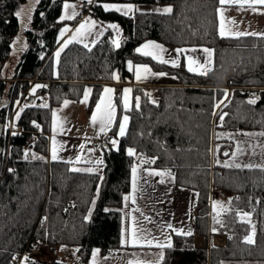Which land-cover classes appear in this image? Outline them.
<instances>
[{
  "label": "trees",
  "instance_id": "1",
  "mask_svg": "<svg viewBox=\"0 0 264 264\" xmlns=\"http://www.w3.org/2000/svg\"><path fill=\"white\" fill-rule=\"evenodd\" d=\"M26 2L0 0V264H21L36 245L50 251L75 247L82 262L94 250L106 256L127 248L122 245V210L135 167L170 173L175 187L196 195L191 235L171 233L170 246L162 248L158 264H264V168L222 166L234 148L232 132L264 131V37H221L219 0H41L30 28L24 30L23 15L15 13ZM64 2H81V15L116 23L122 35L119 48L106 30L90 48L68 44L54 68L61 29H73L81 18L78 14L60 20ZM104 3L169 6L173 11H142L128 17L105 11ZM18 36L25 39L26 48L19 53L12 78L4 81L2 64ZM145 41L171 49H212V71L194 74L136 54L135 47ZM129 62L174 75L180 86H132L127 110L121 107L120 96L115 98L116 116L104 141L116 137L123 112L129 119L117 148H103L101 174L72 171L74 166L89 165L47 161L52 109L65 100L79 102L90 87V111L103 85L132 82ZM35 77L55 83L43 90L48 106L17 109L27 82ZM252 99L255 104L248 103ZM17 110L15 124L24 135L9 137L5 125ZM31 137L33 143L27 144ZM129 149L134 155H128ZM212 191L230 197L229 208L219 219L222 224L210 218ZM237 213L252 216L253 246L240 242L251 227L239 222ZM209 233L234 237L235 243L208 246ZM196 237L204 239V247L194 246ZM23 264L38 263L29 258Z\"/></svg>",
  "mask_w": 264,
  "mask_h": 264
},
{
  "label": "rangeland",
  "instance_id": "2",
  "mask_svg": "<svg viewBox=\"0 0 264 264\" xmlns=\"http://www.w3.org/2000/svg\"><path fill=\"white\" fill-rule=\"evenodd\" d=\"M41 0H27L24 6L21 9V15L24 17V22L26 26L24 30L30 28V23L32 20V15L35 10H37V5ZM72 4L74 5V10L78 14L82 13V3L80 2H64L62 4V10L60 15V20H72V19H62L66 15V11L64 9V4ZM104 5H109L110 8L115 7H125L131 5L133 11L124 15L122 12H117L114 10H105ZM169 6H158V5H148V4H132V3H104L102 4V8L105 11H114L124 16L133 17L137 12H159L154 11L155 9H163ZM73 9H68L67 14L70 15ZM162 13V12H160ZM76 15V16H77ZM81 15V14H80ZM75 16V17H76ZM74 17V18H75ZM85 20L94 21L95 27L84 29V34L77 38L76 40H72L71 43H77L86 48H90L93 46L104 34L106 30H110L112 33V42L113 40H118L119 44L122 39L121 30L116 23H104L95 18H93L88 13L82 14L78 24L73 28H69L67 26L63 27L68 28L69 31L64 34L63 37L59 34L60 43L56 50L53 52V65L56 68L57 59L55 57V53L60 51L63 44L70 40L75 35L76 28L79 27L81 23ZM116 25V29L108 27V25ZM61 29V30H62ZM61 33V31H60ZM102 33V34H101ZM21 37H24V33L22 32ZM13 46L9 52L8 58L2 64V76L4 81H10L12 78V74L14 69L18 63L19 53L26 48L25 39L20 40V36L14 39ZM19 44L18 47L14 45ZM70 44V43H69ZM114 45V44H113ZM115 46V45H114ZM116 47V46H115ZM64 49V48H63ZM141 49V43L135 47V53L142 55L137 50ZM62 52V51H61ZM60 52V53H61ZM144 56V55H142ZM151 58L150 56H146ZM152 59V58H151ZM154 60V59H152ZM155 61V60H154ZM127 63V69L128 68ZM39 85L40 87H37ZM34 88H31L30 94H32L37 101L38 106L47 105V94L40 93L37 91L40 90L43 86L41 84H37ZM90 87L85 89L89 90ZM91 90V89H90ZM85 92L83 97L79 102L68 101V104L65 105L64 102L53 108L51 112V128L48 136V150L52 153L53 148L56 149V154L64 158V160H70L75 164L86 163L90 164L89 166L80 167L74 166L73 168L80 169V171L87 173H97L101 174L100 165L103 163V148L107 146L103 144H99L97 146H90L92 140H100V136L103 135V138L106 137L107 132L100 131L99 123L93 125L91 122L90 114L93 108L89 111L88 102L91 91L88 93V98L86 102H82L85 100ZM124 97L125 93H122L120 96V104L123 110H127L131 105V96H127L129 101V106L127 109L124 108ZM115 101V100H114ZM95 106V105H94ZM43 107V106H42ZM117 110V109H116ZM19 111L15 112L14 116L11 117L16 120V116ZM53 113L56 115L53 116ZM126 114L123 112L121 115L120 123L123 122V117ZM116 116V115H115ZM62 125V127H61ZM127 125V124H126ZM126 128V126H125ZM264 131H239L232 132L230 137L234 141V148L232 149L230 155L222 160V163L236 166L241 165L244 168L245 165H252L253 167H263L264 168V135H261ZM119 127L116 137L111 138V140L118 141L119 138ZM55 140V144L53 143ZM110 140V141H111ZM83 145V147H81ZM110 147L112 149L117 148V143L113 145L110 142ZM67 151V153L65 152ZM49 154L45 156V159H48ZM77 157H79V162H77ZM100 161V163H96ZM89 169L91 171H89ZM129 199L125 201V206L122 210L123 216V227H122V245L126 246L123 250H120L116 253L103 256L100 254L98 250H94L86 262H82L77 253V248L75 247H59L53 251L47 250L41 245H36L32 250V255H28V258H33L38 264H46L51 261L60 262L64 264H158L162 261L163 258V250L164 246L170 245L167 241H162L165 238V234L161 231L155 230L149 224L143 221L139 211L132 209L128 204ZM211 207L213 216L218 220L229 208L230 197L227 196L225 198L222 197V194L219 192H215L211 199ZM215 202H219L220 205L214 210L213 205ZM220 213L217 216V213ZM237 215V219L239 222H243L248 224L251 229L248 235H251L253 232L254 224L252 220L251 214L247 213L246 217H243L242 214ZM129 218V221L127 219ZM129 222V223H128ZM128 223V226H126ZM133 230L136 231L138 236L140 237L135 244L131 242V233ZM255 235L254 240H256V228H254ZM151 235V239L148 237ZM246 235L245 237H247ZM127 241V242H126ZM155 244L154 248H138L140 246H150ZM133 247V248H131ZM95 253V256L93 254ZM23 260L21 264L25 263Z\"/></svg>",
  "mask_w": 264,
  "mask_h": 264
},
{
  "label": "crops",
  "instance_id": "3",
  "mask_svg": "<svg viewBox=\"0 0 264 264\" xmlns=\"http://www.w3.org/2000/svg\"><path fill=\"white\" fill-rule=\"evenodd\" d=\"M255 9V10H253ZM222 11V15H221ZM219 28L221 21L223 20L225 24L226 30H230L231 34H228L226 31L225 37H239L236 36L235 33H248L247 35L262 36L264 37V5H253V7H248L247 3L244 4V7H240L239 4H225L221 5L219 12ZM220 34V32H219ZM221 36V35H220ZM146 43H155L154 41H145L141 43V49L143 45ZM165 51L162 53L163 58L166 61L177 60L178 63L176 66H173L171 63H164L170 67H179L183 66L187 71L189 67V58L192 61H196L198 63H193L192 67L197 68L198 64H203L206 58V54L202 51L206 47H182V48H167L161 44ZM183 49L184 51L179 52L177 54V50ZM209 49V48H207ZM213 53V50L210 49ZM139 52V51H138ZM151 57V56H150ZM152 58V57H151ZM212 60L214 61V53ZM158 62V60H155ZM133 69L132 72V82L125 84H105L101 90L100 96L96 102H99L100 98L104 96V89L111 88L113 92L111 93L112 104L115 108L116 115V103L115 98L117 96H121L124 93L125 89H130L132 86H140V87H151V88H161V87H179L180 83L176 76L171 75L166 72H156L151 69L148 65L144 64H132ZM137 66H144L150 69V72L145 74L143 72L140 73L141 79L138 81L136 79L135 68ZM213 67V63L210 65ZM190 72V71H188ZM164 73L166 75H160ZM191 73L197 74L196 71ZM175 77V78H174ZM131 96V92L127 94V96ZM228 98H225L226 101ZM96 104L90 114L96 110ZM115 115L113 118V122L115 119ZM113 124V123H112ZM112 124L106 129H110ZM126 129V128H125ZM48 139V136H47ZM110 142H105V146H109ZM92 143V142H91ZM92 144H90L91 146ZM67 153V151L65 150ZM48 159L47 161H51L52 153L48 150ZM57 155V154H56ZM53 161H62L73 163L70 160H64L61 156L57 155V159ZM75 164V163H74ZM82 165H90L86 163H79ZM136 169V190L133 191V173H132V183H131V192L128 196L129 202L128 204L132 209L139 211L141 218L147 224H149L155 230L161 231L165 234V238L162 241H167V243H171V233L188 235V233L192 232V219L194 215V203L196 199L195 193L179 189L173 185V180L170 175H165L164 177H160L157 175H149L150 172H159L152 169L135 167ZM161 179H163V183H161ZM215 191L211 192L210 195V218L213 222H216V218L214 219L211 207V199L214 195ZM227 194L222 195L223 198L227 197ZM221 218V217H220ZM219 218V219H220ZM129 221V218L127 216ZM218 219V220H219ZM129 223V222H128ZM128 223L126 226H128ZM151 239V235L148 237ZM219 240V241H217ZM245 240V239H244ZM244 240L240 241L245 246H253L254 244H247ZM194 246L196 248H202L205 245L204 239L201 237H196L193 240ZM234 237L229 239L227 235L209 233L208 238V246L212 245L215 247H224L230 244L234 245ZM150 246H140L138 248H154L155 244L151 242Z\"/></svg>",
  "mask_w": 264,
  "mask_h": 264
},
{
  "label": "snow or ice",
  "instance_id": "4",
  "mask_svg": "<svg viewBox=\"0 0 264 264\" xmlns=\"http://www.w3.org/2000/svg\"><path fill=\"white\" fill-rule=\"evenodd\" d=\"M87 3H91L92 0H86ZM219 3L221 5H225V4H239L240 7H244V4L247 3L248 7H253V5H264V0H219ZM64 9L66 11V15L64 17H62V19H72L74 18L77 13L75 12L74 10V5L72 4H68V3H65L64 4ZM105 7V10H114V11H117V12H122L124 15H127L128 13L132 12L133 11V8L131 7V5H128V6H125L123 8L121 7H115V8H110L109 5H104ZM68 9H73V11L71 12L70 15L67 14V10ZM255 10V9H253ZM154 11H159V12H162V13H171L173 11V9L171 7H165L163 9H155ZM15 15L17 17H20L21 16V11H18L15 13ZM221 15H222V11H221ZM95 22L94 21H88V20H85L83 23H81L79 25L78 28H76L75 30V35L68 41H66L63 46L61 47L60 51H57L55 53V57L57 59V62L59 61V57H60V52L63 51V48H66L68 46L69 43L72 42V40H76L77 38L81 37L83 34H84V29L86 28H92V27H95ZM108 27L110 28H113V29H116V25H108ZM69 29L68 28H64L61 30V37L64 36V34L66 32H68ZM226 31L228 32V34H231L230 33V30H226L225 28V24L223 22V20L221 21V24H220V28H219V32H220V35L221 37H225L226 36ZM102 34V33H101ZM248 33H235L236 36H244V35H247ZM253 35H255L253 33ZM113 44L119 48L120 44H119V41L118 40H113ZM85 47H87V45H85ZM137 51H139L142 55L144 56H151L152 59L154 60H158L159 63L161 64H164V63H171L173 66H176L178 61L177 60H171V61H166L163 56H162V53L165 51V49L160 46L159 44H155V43H146L143 45V48L142 49H138ZM181 51H184L183 49H180V50H177V54H179V52ZM205 54H206V58H205V61L203 64H198V67L197 68H193L192 67V64L193 63H198L196 61H192L191 58H189L190 62H189V67H188V71L190 72H193V71H196L197 74L199 75H208V73L210 71H212V68L210 67V65L213 63V60H212V57H213V53L210 49H207V48H204L202 50ZM128 68L129 70L131 71L133 69V65L131 62H129L128 64ZM143 72L145 74L149 73L150 72V69L147 68V67H144V66H137L135 68V74H136V79L139 81L142 77L140 75V73ZM160 75H166L164 73H161ZM117 79H119V77H116ZM175 78V77H174ZM37 87H40L39 85H37ZM91 90H86L85 92V100L82 101V102H86L87 101V98H88V93L90 92ZM113 92V89L111 88H105L104 89V96H102L99 100V102L96 104V110L95 112L93 113L92 117H91V122L93 125L99 123L100 125V131H106V129L113 123V118H114V115H115V108L112 104V97H111V93ZM131 92V89H125L124 90V93H125V97H124V108L127 109L128 106H129V101L127 99V94ZM153 103H155L153 101ZM249 104H255L256 103V100L255 99H252V100H249L248 101ZM64 104L67 105L68 104V101L65 100L64 101ZM43 107H47V105H42ZM136 107L138 108L139 107V98L137 97L136 98ZM56 114L53 113V116H55ZM16 119L18 120L19 119V113L17 114L16 116ZM128 116L125 115L123 117V122L119 125V135L120 136H123L125 134V126L128 122ZM221 120H223V116H221ZM38 127V125H37ZM62 127V125H61ZM13 135H15V133H13ZM261 135H264V133H262ZM53 143L55 144V140H53ZM111 143L113 145H115L117 143L116 140H111ZM83 147V145L81 146ZM25 158H27L28 156V153H25ZM128 155H134V152L129 149L128 151ZM225 155H227V153H225ZM35 158V157H34ZM52 159L53 160H56L57 159V155H56V149L53 148L52 150ZM79 157H77V162H79ZM154 162V161H152ZM96 163H100V161H97ZM223 167H229L230 165L225 163L222 165ZM236 167H241V165H236ZM244 167H247V168H252L253 166L252 165H245ZM9 171H13L12 169H9ZM72 171H80V169H76V168H73ZM89 171H91L89 169ZM132 173H133V191L136 190V169L133 168L132 169ZM149 175H157V176H160V177H164L165 175H171L170 173H166L165 171H159V172H150ZM161 183H163V179H161L160 181ZM125 200H128V197H125L124 198ZM231 202H229L230 204ZM217 206H220L221 208H223L222 205L219 204V202H215L214 205H213V208L214 210L217 208ZM220 213L218 212L217 213V216H219ZM237 215H241L240 213H237ZM248 214L247 213H243L242 216L243 217H246ZM46 219V218H45ZM215 219V217H214ZM217 223H221L222 224V221L220 220H216ZM213 231H216L215 229H213ZM188 235H191V233L189 232ZM254 235H255V231H254V228H253V232L251 235H248L247 237H245V240L244 242L247 243V244H254L255 243V240H254ZM140 237L138 236V234L136 233L135 230H133V232L131 233V242L133 244H135L137 242V240L139 239ZM127 242V241H126ZM170 246V245H169ZM93 256H95V253L93 254ZM163 258V257H161ZM29 258L28 257H24V260L27 261Z\"/></svg>",
  "mask_w": 264,
  "mask_h": 264
},
{
  "label": "built area",
  "instance_id": "5",
  "mask_svg": "<svg viewBox=\"0 0 264 264\" xmlns=\"http://www.w3.org/2000/svg\"><path fill=\"white\" fill-rule=\"evenodd\" d=\"M37 84H41L43 87L37 91L38 94L43 93V90H48L51 87H54L55 83L54 82H50V81H41L39 80L37 77L29 80L27 82V85L21 95V98L19 99L18 103H17V109H21L22 107H27V106H34L37 105V101L36 98L30 94L31 92V88H34L35 85ZM18 111V110H17ZM14 116V114H13ZM15 121L12 117L10 118V120H8V122L5 125V132L6 134L11 137V136H16V137H22L24 135V129L21 126H17L15 124ZM13 133H15V135H13ZM33 143V138L31 137L28 141L27 144H32ZM104 143V138L103 135L100 136V140H92V146H97L99 144H103ZM224 152H226V150H224Z\"/></svg>",
  "mask_w": 264,
  "mask_h": 264
}]
</instances>
